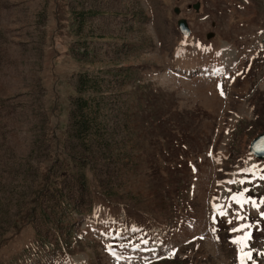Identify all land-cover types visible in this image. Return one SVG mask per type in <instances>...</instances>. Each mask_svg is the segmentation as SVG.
<instances>
[{
    "label": "rangeland",
    "instance_id": "obj_1",
    "mask_svg": "<svg viewBox=\"0 0 264 264\" xmlns=\"http://www.w3.org/2000/svg\"><path fill=\"white\" fill-rule=\"evenodd\" d=\"M84 76L102 84L91 95L109 150L96 165L67 142ZM263 132L264 0H0V264H238L227 198L241 186L227 181L264 198L250 153ZM57 188L70 221L32 222L34 193ZM213 203L229 213L215 225ZM245 207L264 251V219ZM39 229L59 251L49 262Z\"/></svg>",
    "mask_w": 264,
    "mask_h": 264
},
{
    "label": "trees",
    "instance_id": "obj_2",
    "mask_svg": "<svg viewBox=\"0 0 264 264\" xmlns=\"http://www.w3.org/2000/svg\"><path fill=\"white\" fill-rule=\"evenodd\" d=\"M117 75L118 74L116 73L114 74V76ZM101 88V82L92 81L87 76H84L82 78V81H79L77 83V89L79 90L78 93L81 92V94L71 99L70 124L68 125L67 142H69V140L72 138L73 140H77L78 142L77 147H79V149L73 147L70 148V152H72L73 150H79V152H81L80 148H88L90 156L89 160L88 157L82 158L79 155H75V158L80 157L83 159L81 160L80 158H77L81 162L88 161V163H84L85 165L89 163L96 165L98 163V160L101 158L97 156V152L101 151L105 154L109 150V142L104 141L105 139H108V135L104 133L105 129L103 128L101 123H98V118L102 117L100 115L102 105L99 101L94 100L96 99L95 97H93L92 99L93 95H91L92 93H101ZM72 163L73 166L77 164L76 161L73 160ZM77 180L75 181V183H77L78 185L79 183L80 185H83L85 183L84 175H82L78 182ZM59 189L57 188L58 192L54 195L53 198L51 195L52 193H45L40 191L34 193L31 203L33 205L32 211L34 212L32 222L37 223L35 219L37 217L40 220L45 217L46 220L47 218H49V221H46V223L52 224V218L50 217V214H56V216L58 217V224L60 225H62L64 222L66 223L70 221L67 218L73 216L76 205L71 199L70 191L67 193L64 191H59ZM141 227H144L146 231H148V227ZM38 232L39 233H36V249L41 251L40 256L47 259V262H49L52 259L50 257V254H56L57 256L59 251H57L56 246L53 245L50 240H39L41 230L39 229ZM60 253L64 252L60 250Z\"/></svg>",
    "mask_w": 264,
    "mask_h": 264
},
{
    "label": "snow or ice",
    "instance_id": "obj_3",
    "mask_svg": "<svg viewBox=\"0 0 264 264\" xmlns=\"http://www.w3.org/2000/svg\"><path fill=\"white\" fill-rule=\"evenodd\" d=\"M221 94L223 95V90L221 91ZM211 155V153H209ZM255 175V173H252L251 170L245 169L242 170L241 175L247 176V175ZM260 179L264 180V176H261ZM252 181L247 179H239V180H229L227 181L228 184H235L240 187V191L232 193L231 196H229L227 208H232L233 203L238 205L236 209H234L231 213V218L228 219V223L231 225L233 223V220L236 222V226L232 227L230 229V232L232 233H238L236 235L231 243H233L236 246L237 250V261L238 264H248L249 261H251V264H256L255 260L253 259V252L255 251L257 255H264V251H258L251 247L249 241L253 238L252 237V230L254 227L258 225V221L249 223L248 222V215H247V209L245 205L251 204L253 208L257 210V212L260 215L261 219H264V212L260 211L261 206H264V198L260 199L259 203L252 197L246 196V193L249 191L247 188H243L242 186L246 183H251ZM229 192H232V189H228ZM229 215L228 211L225 209L224 205L213 203L212 204V217L211 222L213 225L217 223V216H227ZM211 231L213 233L216 232V229L213 227L211 228ZM218 238V237H217ZM141 243L144 245H148L149 241L144 239L143 237L140 238ZM196 239H203V237H198ZM136 249L140 248V245L135 246ZM147 250V249H146ZM151 251L155 252L156 250L150 249ZM110 254L114 255L117 260L121 259L120 255L115 252L114 249L109 246ZM169 255H175L174 251H171ZM162 258V257H161Z\"/></svg>",
    "mask_w": 264,
    "mask_h": 264
},
{
    "label": "water",
    "instance_id": "obj_4",
    "mask_svg": "<svg viewBox=\"0 0 264 264\" xmlns=\"http://www.w3.org/2000/svg\"><path fill=\"white\" fill-rule=\"evenodd\" d=\"M194 9L199 10L200 3L195 4ZM178 12V11H177ZM178 27L182 34L185 36L191 35V29L186 19L178 21ZM250 153L260 160H264V132L257 136L250 145Z\"/></svg>",
    "mask_w": 264,
    "mask_h": 264
}]
</instances>
